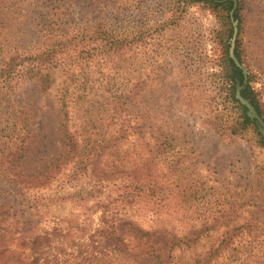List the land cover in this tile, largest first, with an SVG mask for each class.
<instances>
[{
	"label": "rangeland",
	"instance_id": "obj_1",
	"mask_svg": "<svg viewBox=\"0 0 264 264\" xmlns=\"http://www.w3.org/2000/svg\"><path fill=\"white\" fill-rule=\"evenodd\" d=\"M101 1L85 11L84 29L65 24L64 0H2L4 35L23 49L44 48L63 26L85 51L57 61L48 91L36 80L16 89L30 130L19 169L0 149V206H13L0 264L35 256V264H146L141 242L125 235L137 254H120L100 233L119 220L202 234L173 249L168 264H195L210 251L207 264H264V144L222 89L233 1ZM234 18V52L247 70L241 93H253L264 115V0H237ZM99 22L123 41L119 50L88 41ZM6 140L16 152L20 140ZM37 235L49 240L32 254Z\"/></svg>",
	"mask_w": 264,
	"mask_h": 264
},
{
	"label": "trees",
	"instance_id": "obj_2",
	"mask_svg": "<svg viewBox=\"0 0 264 264\" xmlns=\"http://www.w3.org/2000/svg\"><path fill=\"white\" fill-rule=\"evenodd\" d=\"M64 1V7H69L65 8V24H70L73 27H83L84 29H86L84 27V19L87 16L85 11H87L89 7L93 6L94 4H97L96 7H98L99 4L103 3L101 0ZM207 2L213 6L232 5L231 0H228L222 4H217L213 0H207ZM1 3L2 0H0V8ZM60 25L61 23H59V27ZM62 27L61 30H59V33L53 34L50 38L52 43L44 46V48L32 46V48H34V51H32L29 48L23 49L20 41L12 38L9 39L4 35L6 25L2 22L0 17V137H10V139L14 141L20 140L21 143L20 145H17L16 152L11 150V147L9 146L10 143L7 140L4 146L0 144V149L3 153L2 162L4 164H9L8 167H11L13 170L19 166L18 163L25 150L24 143L29 136L30 130L27 124L22 125V115L19 114H23L24 112L23 110H18L17 108L19 102L17 101L18 96L16 95V89L19 87V84L25 80H36L39 82L41 90L46 92L54 83V79L51 75L52 70L56 68L59 63H62L66 58L72 57L75 58V61L76 59L78 61L79 57L84 54V49L77 51L75 48V39L77 38L78 34L73 33L69 35L67 32V36L65 31H68V29H65L63 32ZM94 33L96 34L95 38H90L88 41L100 42L101 47L109 46L110 51L118 49L121 42H123L119 39H116L112 32L106 30V27L100 22L98 23V28ZM80 39L82 41L80 42L81 44L86 43L85 38ZM235 52L237 56H239L237 50ZM78 53L80 54L79 57L77 56ZM62 55H65V57ZM57 61H59V63H57ZM225 63L226 71L223 78L224 81L222 89H226L227 91L226 98L227 100L230 99L232 103H235L236 105L234 107L240 110L238 119L241 124H253V122L246 115V108L241 105L237 99H235V90L237 84L236 78H239L240 80L242 79L241 70L234 68L235 65L229 57L224 60V64ZM242 95L251 99L252 104L264 119V115L260 109V104L256 99V96L253 93L246 91V89L242 92ZM17 119L19 121L15 122ZM61 127V131L64 133L65 137L68 138L69 128L67 127V124L65 122L61 123ZM260 138L262 144H264V139L262 137ZM67 145H70V143L68 142ZM83 161L85 160L82 157L79 162L82 163ZM17 169H19V167ZM18 173L21 176H27L28 178H31L33 182L40 176V173L37 171L27 175L21 170H19ZM140 190L141 189H139V191ZM12 207L13 206L9 205V202L0 206L1 240L2 233L8 229V226L6 225L8 222L6 223V221H8L9 217H13ZM105 222L108 223V221ZM107 228L101 230L100 233L105 237V241H107L108 245L113 247L114 252L127 254L130 256L131 254H137V252H133V250H131L129 247L130 244L125 242L124 238L125 235H127L129 238L135 239L137 243H142L141 246L144 248V250L141 249L142 251L140 254L143 257L142 263L146 264H168L170 253L173 251V249L179 248L182 250L183 246L190 248L191 246L196 245L199 238L203 237L201 236L202 234L197 232H190L191 236L181 237L175 232H170L165 229L149 231L139 227L134 221L125 220H119L118 222L114 221ZM48 240L49 238H47L46 235H37L33 237L30 241L32 244L31 253L35 254L39 252L41 246L44 243H47ZM2 254L3 250L1 251L0 256H2ZM208 254V257L206 256L201 260H195V264H207L214 252L210 251ZM39 258V256H35L33 258L35 263Z\"/></svg>",
	"mask_w": 264,
	"mask_h": 264
},
{
	"label": "water",
	"instance_id": "obj_3",
	"mask_svg": "<svg viewBox=\"0 0 264 264\" xmlns=\"http://www.w3.org/2000/svg\"><path fill=\"white\" fill-rule=\"evenodd\" d=\"M215 1L218 2V0H215ZM232 1H233V8L230 11V18H231V21H232V24H233V34H232V37L230 39L229 56L233 60V62L235 63V66L237 68H240L243 71V75H244L243 84L242 85H240V84L237 85L236 92H235V98L239 101V103L241 105H243L246 108V115L249 117V119L252 122H254L256 124L260 135L264 139V120L261 117V115L258 113V111L255 108V106L252 104L250 99L245 98L242 95V93H241L242 89L247 84V70L239 62V60L236 57L235 52H234L236 38H237V34H238V21L234 18V13H235V10H236V7H237V0H232Z\"/></svg>",
	"mask_w": 264,
	"mask_h": 264
}]
</instances>
